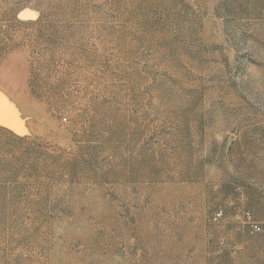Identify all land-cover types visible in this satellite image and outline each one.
Listing matches in <instances>:
<instances>
[{
  "label": "rangeland",
  "instance_id": "374dc122",
  "mask_svg": "<svg viewBox=\"0 0 264 264\" xmlns=\"http://www.w3.org/2000/svg\"><path fill=\"white\" fill-rule=\"evenodd\" d=\"M247 211L264 0H0V264H264Z\"/></svg>",
  "mask_w": 264,
  "mask_h": 264
},
{
  "label": "built area",
  "instance_id": "2783aa9c",
  "mask_svg": "<svg viewBox=\"0 0 264 264\" xmlns=\"http://www.w3.org/2000/svg\"><path fill=\"white\" fill-rule=\"evenodd\" d=\"M223 217V211L219 210L213 214L212 220L218 222ZM243 228L254 234H264V223L256 221L251 212H244L240 217ZM233 252H236L234 249Z\"/></svg>",
  "mask_w": 264,
  "mask_h": 264
},
{
  "label": "crops",
  "instance_id": "0c3cea01",
  "mask_svg": "<svg viewBox=\"0 0 264 264\" xmlns=\"http://www.w3.org/2000/svg\"><path fill=\"white\" fill-rule=\"evenodd\" d=\"M263 250H264V248H262ZM257 255V254H256ZM259 257V258H258ZM258 257L256 258V260H259L260 258L262 259V260H264V256H263V254H262V252L260 253V255H258Z\"/></svg>",
  "mask_w": 264,
  "mask_h": 264
}]
</instances>
